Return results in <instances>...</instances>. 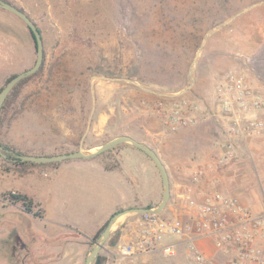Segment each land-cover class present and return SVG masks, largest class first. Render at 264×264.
<instances>
[{"label": "rangeland", "instance_id": "374dc122", "mask_svg": "<svg viewBox=\"0 0 264 264\" xmlns=\"http://www.w3.org/2000/svg\"><path fill=\"white\" fill-rule=\"evenodd\" d=\"M6 1L22 9L35 23L45 58L41 72L20 88L5 114L1 141L31 156L80 148L89 151V117L97 103L109 95L116 112L121 113L112 120L117 129L111 131L109 139L136 130L144 120L139 116L141 110L170 131L204 121H212L219 128L221 137L212 143L209 156L194 158L188 169L183 162L173 165L169 157L162 158L168 167L169 184L171 177L186 180L184 189L192 173L202 169L200 189L215 187L219 176L231 193L240 190L250 199L255 192L264 201V140L244 143L230 136L223 130L217 111L219 87L231 73L242 75L264 100V0ZM35 60L36 50L27 26L0 8V91L9 78L31 68ZM104 77L125 81H108ZM105 82L114 84L115 92L95 90L96 84ZM184 103L197 107V123L170 128L165 117L158 114V104L170 110ZM228 144L233 145L234 157L219 163ZM116 149H110L109 156ZM6 166L0 160V180ZM13 182L42 207H49L51 213L58 208L49 199L45 175L34 172ZM161 184L160 201L151 209L162 201V180ZM118 198V193H110L102 201L107 205ZM72 204L75 206V202ZM164 209L157 217L172 219L160 216ZM183 210L179 208L181 221L193 222ZM0 221V264H85L103 238L101 235L94 241L95 234L89 236L101 222H46L18 209ZM133 223L140 228L138 222ZM125 225L123 218L116 221L99 250L97 255L106 258L104 264H192L186 244L178 246L172 255L156 249L158 244H154L151 252L120 256L117 245L137 239L128 234L120 242Z\"/></svg>", "mask_w": 264, "mask_h": 264}, {"label": "crops", "instance_id": "0c3cea01", "mask_svg": "<svg viewBox=\"0 0 264 264\" xmlns=\"http://www.w3.org/2000/svg\"><path fill=\"white\" fill-rule=\"evenodd\" d=\"M110 83L105 82L101 86L96 84L95 90L103 89L104 92H107V90L108 92H115L116 87ZM111 102L110 96L106 95L102 103H97L96 108H94L86 134V148H89L90 152L95 151L104 142L121 136L115 135L109 139L111 131L117 129L116 126L112 125V120L121 115L120 112H116V107ZM103 103H110L111 105L105 106L102 105ZM139 116L144 117L139 127L131 133L127 131L124 136H129L138 143L153 149L163 164L165 163L162 158L169 157V163L174 165L183 162L187 168L193 164L194 158H207L209 156L207 153L212 150V143L215 139L221 137L219 128L212 121L200 122L183 130L170 131L143 110H141ZM127 145L126 143L112 152L111 158L119 163L118 170L106 171L102 160L96 158L88 161H66L56 167L38 166L28 172L27 174L34 172L39 175L43 174L48 179L49 199L58 204V208L53 212L55 214L51 213L49 207H42L41 203L35 201L17 183L13 182V180L23 178L27 174L20 176L13 172L5 173L0 180V219L13 209L22 211L19 205H11L5 197H2L8 192L26 195L32 199L42 209L41 218L46 222H101L92 230L89 236L94 235L116 212L120 213L131 208H145L148 205L156 206L160 201L162 192V179L157 174V168L146 154L133 146ZM202 147H205V149L202 150ZM166 168L168 167L165 165ZM216 177L218 178V184L215 183L214 190L225 195L235 196L254 214H261L264 211V203H262L264 201H260L255 192L250 199L242 196L240 190L231 193L223 184L222 177ZM186 182V180L179 179L176 181L173 177L170 178V198L160 215L161 217L181 221L182 211H179V208L184 209V205L180 195ZM124 189L126 190L125 194L123 193ZM110 193H118L119 198L112 199L109 204L104 205L102 200H106V196ZM73 202H75V206L72 204ZM100 203L103 204V210L101 211L99 209ZM183 211L185 214V210ZM29 215L32 216V214ZM130 215L131 213H127L117 220L123 218V222H126V225L121 228L124 233L120 237V242L125 241L128 234L130 235L129 238L137 237L140 234L141 228H138L133 222H143L141 216ZM170 241L172 243L168 245L173 247L174 252L178 249V246L186 244V240L179 237L161 236L156 243L158 244L156 249H162ZM213 242V238H207L196 240L195 244L213 264H223L228 258L217 250ZM191 262L194 263L193 260Z\"/></svg>", "mask_w": 264, "mask_h": 264}, {"label": "built area", "instance_id": "2783aa9c", "mask_svg": "<svg viewBox=\"0 0 264 264\" xmlns=\"http://www.w3.org/2000/svg\"><path fill=\"white\" fill-rule=\"evenodd\" d=\"M218 94L217 111L223 130L244 143L264 140V100L245 78L228 74ZM184 105L167 110L158 104L157 112L165 117L172 129L195 125L197 107ZM233 157V145L228 144L218 162H227ZM192 174L191 182L183 189L180 198L193 222L185 224L143 214V222H138L141 230L137 239L118 244L117 253L123 257L145 254L153 250L150 246L161 236H175L186 240L194 264H213L195 244L196 240L213 238L214 246L228 258L223 264H264V211L254 214L238 198L214 190V186L208 190L200 189L198 185L204 176L203 170H195ZM162 249L166 254H174L171 245Z\"/></svg>", "mask_w": 264, "mask_h": 264}, {"label": "water", "instance_id": "95a60500", "mask_svg": "<svg viewBox=\"0 0 264 264\" xmlns=\"http://www.w3.org/2000/svg\"><path fill=\"white\" fill-rule=\"evenodd\" d=\"M0 8L11 13V14H13L17 18H19L27 26V28L30 30V32L32 33V35L34 37V43H35V49H36V60H35L34 65L31 68L13 76L6 83V85L2 88V90L0 91V111H1V108H2L4 101H5L6 97L8 96V94L10 93V91L13 89V87L16 84H18L20 81H22L23 79L32 76L33 74H35L39 70V68L41 67L42 62H43L44 50H43V44H42L40 32L38 31L34 22L24 12H22L21 10H19L18 8L14 7L13 5L9 4L8 2H6L4 0H0ZM102 79H105L108 81H125L123 79H108L105 77ZM127 82L133 83L131 81H127ZM92 93H93V89H92ZM92 113H93V110H92L91 115H90L89 120H88V126L86 128V132L88 131V128H89V125L91 122ZM126 143L132 145L134 148H137L140 151H142L144 154H146L154 162V164L158 168L159 173L161 175L162 182H163V186H164L162 201L156 209L131 208L129 210L122 211V212L117 213L114 216H112V218H110L109 223L106 226L104 232L102 233V237H103L102 241L99 244H96V246L90 252L88 257L86 258L85 264H91V262L95 259L99 250L102 248L103 243L105 242V240L110 235L111 228H112L113 224L118 220L119 217H121L127 213L157 215L162 211V209L165 207V205L168 202L169 197H170L169 179H168V175H167L164 164L161 162V160L159 159V157L156 155V153L153 150H151L150 148L138 143L137 141H135L133 138H131L129 136L118 137V138H115L113 140H110V141L102 144L101 146H99L94 152L84 151L82 148H80L78 151H73V152L63 153V154H57V155H52V156L25 155V156L21 157V160H23L25 162H31V163H36V164L59 163V162H64V161H68V160H85V161H88V160H93L97 156L107 152L108 150H110V149H112L118 145L126 144Z\"/></svg>", "mask_w": 264, "mask_h": 264}, {"label": "trees", "instance_id": "16d2710c", "mask_svg": "<svg viewBox=\"0 0 264 264\" xmlns=\"http://www.w3.org/2000/svg\"><path fill=\"white\" fill-rule=\"evenodd\" d=\"M4 1H6V0H4ZM6 2L13 5L9 1H6ZM13 6L16 7L15 5H13ZM18 9L21 10L22 12H24L22 9H20V8H18ZM38 31H39V29H38ZM29 33H30L32 40H33V43H34V37H33L32 33L30 32V30H29ZM34 48H35V43H34ZM44 58H45V55L43 57V62H42L41 67L39 68V70L35 74H33L32 76L27 77V78L23 79L22 81H20L18 84H16L13 87V89L10 91L8 96L6 97V99L2 105L1 111H0V127L3 124L4 116L7 113L9 107L11 106L12 103H14L15 99L17 98L19 91H20V88L27 81H29L30 79L35 77L37 74H39V72H41V70L43 69ZM11 78H9V80ZM120 146L121 145H118L114 148L116 149V148H119ZM75 147H77V145ZM110 152H111V150H108L107 152L97 156L96 158L102 160V164H103L104 169L106 171L118 170L120 167L119 163L114 158H111L112 155L109 156ZM66 153H69V152H66ZM60 154H63V153H60ZM25 155H29V154L25 153V152H21L19 150H16L13 147L9 146L8 144H6L0 140V160L4 165H7L5 168L6 173L13 172V173L19 174L20 176H23V175L27 174L28 172H30L34 167H38V166H55L56 167V166L60 165L61 163H63V162H59V163H50V164H36V163H31V162H25V161L21 160V157L25 156ZM53 155H57V154H53ZM36 156H40V155H36ZM46 156H52V155H46ZM96 158H94V159H96ZM68 161H72V160H68ZM64 162H66V161H64ZM4 196L9 201V203H11V205H19L23 212H25L27 214H32L34 217H39V218L42 217V209L40 208V206L35 204L32 201V199L28 198L26 195L12 194L11 192H8ZM153 207L154 206L148 205L145 208L151 209ZM34 209H37V211H35ZM117 213L118 212L114 213L112 216H114ZM112 216H111V218H112ZM109 220L107 222H105V224L95 233V235L92 238L94 241L98 240L101 237L102 233L104 232L106 226L109 223ZM112 245H115V243H113ZM105 262H106L105 257L100 256V255H97L95 257L94 264H104Z\"/></svg>", "mask_w": 264, "mask_h": 264}]
</instances>
